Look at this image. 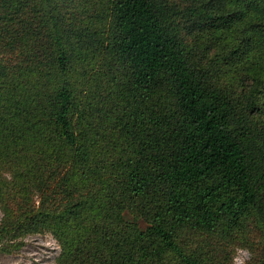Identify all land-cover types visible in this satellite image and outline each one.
I'll use <instances>...</instances> for the list:
<instances>
[{"label":"trees","instance_id":"16d2710c","mask_svg":"<svg viewBox=\"0 0 264 264\" xmlns=\"http://www.w3.org/2000/svg\"><path fill=\"white\" fill-rule=\"evenodd\" d=\"M33 234L264 264V0H0V252Z\"/></svg>","mask_w":264,"mask_h":264},{"label":"rangeland","instance_id":"374dc122","mask_svg":"<svg viewBox=\"0 0 264 264\" xmlns=\"http://www.w3.org/2000/svg\"><path fill=\"white\" fill-rule=\"evenodd\" d=\"M177 2V0H174ZM195 38L191 41L193 42ZM206 39L203 38L200 43H204ZM200 41V39H199ZM218 51L217 48L212 47L208 52V57L213 56ZM122 218L126 222H132L133 216L124 211ZM138 228L143 229L144 222L137 221ZM59 249L56 242L48 234H33L27 235L21 239L17 246L11 248L7 253L0 252V264H53ZM235 255V249L231 251L232 258ZM250 259L247 260L248 264Z\"/></svg>","mask_w":264,"mask_h":264},{"label":"clouds","instance_id":"9594fccd","mask_svg":"<svg viewBox=\"0 0 264 264\" xmlns=\"http://www.w3.org/2000/svg\"><path fill=\"white\" fill-rule=\"evenodd\" d=\"M11 177H9L10 179ZM252 253L246 248L237 247L235 255L232 258V264H246L247 260L251 258Z\"/></svg>","mask_w":264,"mask_h":264}]
</instances>
